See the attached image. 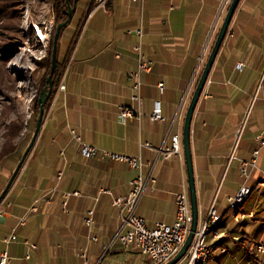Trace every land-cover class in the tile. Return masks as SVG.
Segmentation results:
<instances>
[{
    "label": "crops",
    "instance_id": "0c3cea01",
    "mask_svg": "<svg viewBox=\"0 0 264 264\" xmlns=\"http://www.w3.org/2000/svg\"><path fill=\"white\" fill-rule=\"evenodd\" d=\"M108 3L89 13L74 47L58 58L64 89L55 91L37 139L0 203V252H7V264H84L81 251L86 264H152L133 244L120 243L128 227L112 205L113 198L129 192L137 171L99 154L82 157L71 131L80 142L100 151L141 155L146 190L134 213L148 227L158 221L172 224L175 195H188L182 143L180 154L167 160L159 150L170 144L172 135L181 142L195 76L204 66L226 0ZM100 10L102 14L95 18ZM137 28L142 29V51L152 66L140 75L139 119L121 123L119 105L137 110L128 74L137 65L132 46L139 39L133 31L127 33ZM227 32L195 106L190 130L198 222L211 205L221 215L218 246L225 251L215 250L208 264H246V248L264 240V188L256 186L262 175L256 172L247 181L254 187L248 198H253L251 207L227 209V198L243 181L240 163L250 159L254 138L264 137V121L256 118L242 132L246 100L256 79L258 88L264 71V0H240ZM240 100L244 103L238 112ZM155 102L163 120L151 122ZM145 142L151 147H143ZM10 165L6 161L1 168L0 190L9 179ZM260 166L264 170V157ZM74 191L78 194L62 195ZM34 204L37 211L30 212ZM88 211L93 212L90 226L84 223ZM21 218L24 223L19 225ZM12 234L16 239L6 243L4 239Z\"/></svg>",
    "mask_w": 264,
    "mask_h": 264
},
{
    "label": "rangeland",
    "instance_id": "374dc122",
    "mask_svg": "<svg viewBox=\"0 0 264 264\" xmlns=\"http://www.w3.org/2000/svg\"><path fill=\"white\" fill-rule=\"evenodd\" d=\"M12 1H14L13 4L16 5L18 11V19L14 21L15 27L13 29L0 28V47L6 46L7 49V46H12L13 49V52L10 55H4L5 51L7 50H3L0 53V149L2 146L4 148H7L10 144L15 145V151L12 154L0 159V171L1 168L4 167V163L6 161L7 163L9 162L11 164L8 168V178L10 177L13 169L15 168V165L19 161V158L22 156L33 135L36 125V119L39 113L38 106L40 107L41 100L46 96V93L49 92L47 99L43 104L44 111L41 122L42 127L44 119L47 116L52 98L55 95V91L61 84L60 73L56 85L53 86V84L50 82L46 89H43L44 87L41 85L43 82L42 78L46 75V69H44L43 66L47 63V58L50 56L51 42L53 49V37L56 31V26L58 25L55 18V11L53 9L54 0ZM72 1L73 0H66L65 10L67 13V20L69 18V13L71 14V18L69 21L66 20V25L62 26L63 28L61 27L62 29L59 31L56 41L55 60H58V58L62 57L66 53L67 49L69 48V44L73 36L75 35V32L77 31L78 25H81L83 23V27L84 23H87L86 21L89 14L85 16L86 1L77 0L75 3L73 2L74 4H72ZM108 1L109 0H107L105 7H107ZM92 2L93 4L91 11L96 7L97 0H92ZM229 2L230 0H226V4L224 7L225 9L227 8ZM225 9L222 13L220 23L214 29L212 37L209 40V44L205 54V61L219 30L223 16L225 14ZM101 14L102 11L100 10L95 18H97ZM38 31L43 34L45 38L44 40H40L38 38ZM87 32H90V30H88ZM227 33L230 35L232 34L231 31L230 33ZM202 68L200 67L198 72L196 73V79L198 78ZM48 81H52L51 76L48 77ZM257 82L258 79H256V84ZM256 84L252 88V93L250 94L248 100H246V111L248 112V114L245 121L243 122L242 132L246 126L248 129V126L252 123L253 119L255 120L256 118L260 121H264V71L258 88H256ZM50 85L51 89L49 91ZM243 103V100L239 101L237 105L238 112L241 110V106ZM242 132L239 136V140L241 139ZM245 135L246 133L243 135V138L245 137ZM263 157L264 153L262 154L261 158ZM256 172L258 175L263 176L258 180L256 186L259 188H264V170L261 169L260 161L258 163V169L252 171L250 177ZM249 178L245 182L246 186H248L249 188V191L247 192L245 198L240 203L235 204L236 206L234 205L235 207L233 208H230L227 205V209H236L237 207L241 206V209L245 210L251 207L253 198H250L249 200L248 198L254 191V187H250L247 184ZM242 180L243 183V177ZM2 190L3 188L0 190V193L2 192ZM260 204L261 200L259 202V206ZM217 214L219 216V222L216 224L210 234H206L208 235L207 239L210 241L208 247L211 250H209L206 257L207 259L205 261H199V263L194 262L195 264H208V261L215 250L220 249L221 251H225V248H221L220 246H218L219 239L221 238V233L218 230V225L221 221V215L218 212ZM216 233L218 234V237L213 238L212 235ZM261 242H264V240L254 243L250 249L246 248V250L256 253V255L259 257L258 264H264V251H262ZM237 256L238 255H235V261L237 259ZM244 263V261H241L238 264ZM246 264H255L254 262L249 260L248 255Z\"/></svg>",
    "mask_w": 264,
    "mask_h": 264
},
{
    "label": "built area",
    "instance_id": "2783aa9c",
    "mask_svg": "<svg viewBox=\"0 0 264 264\" xmlns=\"http://www.w3.org/2000/svg\"><path fill=\"white\" fill-rule=\"evenodd\" d=\"M135 1V0H132ZM107 0H97L95 8H104ZM134 32L138 37L139 42L132 46V50L136 54L137 65L136 68L128 74V79L131 81V87L134 94L131 95V100L136 102L137 110L132 106L119 105L118 117L121 123H125L130 119H139L141 115V81L140 75L143 72H148L151 69L152 62L145 58L142 51L140 39L143 35L142 29L137 28L135 30H127L130 34ZM116 56H118L116 54ZM162 87L161 84H159ZM60 90L64 89L62 84L59 85ZM151 122H157L163 120L161 108L159 102H155V105L149 115ZM72 139L76 140L79 144V151L82 157L91 158L99 154L100 158H108L110 160L124 162L127 166L137 171L136 177L131 181V188L129 192L124 196H118L113 198L112 205L118 208L120 216L123 221V225L128 227V230L120 236L119 241L122 245L127 246L133 244L137 247L142 255L149 257L152 264H163L168 261L181 247L190 225V203L186 192H180L175 195L176 213L175 220L172 224H166L163 222H155L153 227H148L145 220L135 215V207L146 190V181L142 177L143 162L141 155L137 156H123L112 152L98 150L96 147L80 142L77 135L71 131ZM255 147L252 151L251 157L247 161H242L239 165L240 175L243 177L244 182L241 184L238 191L227 198V205L233 208L234 204L240 203L249 191L245 182L250 177L252 171L258 169V163L264 153V137L256 136L254 138ZM143 147L149 148L151 144L145 142ZM181 150V142L178 135H172L170 144L168 146H162L159 150V154L162 159L167 160L173 155H179ZM61 172H58L57 179H60ZM71 194L77 195L74 192L62 193L64 198L69 197ZM63 206H66V201L63 202ZM30 212L37 211V205H32L29 209ZM92 211H88L84 218V223L90 226L92 223ZM216 209L211 205L205 214L202 221H199L194 233L192 242L186 251L185 255L181 258L178 264H189L193 258L203 256L205 248L210 244L207 239L208 235L203 234V227L207 226L210 221L216 216ZM24 223V219L19 220V225ZM213 238H217L218 234H213ZM15 234L5 238L6 243L15 240ZM26 242V241H25ZM27 243V242H26ZM262 251H264V242H261ZM30 248L35 249V244H29ZM80 257L83 259L84 264L87 263L85 251L80 252ZM9 256L6 251L0 252V264H7Z\"/></svg>",
    "mask_w": 264,
    "mask_h": 264
},
{
    "label": "water",
    "instance_id": "95a60500",
    "mask_svg": "<svg viewBox=\"0 0 264 264\" xmlns=\"http://www.w3.org/2000/svg\"><path fill=\"white\" fill-rule=\"evenodd\" d=\"M240 0H230L226 13L223 17V20L220 24L219 30L217 32V35L215 37V40L213 42V45L211 46L210 52L207 56V59L204 63V66L201 70V73L199 75V78L196 82V85L194 87V90L191 94L188 106L186 108L185 116H184V122H183V128H182V136H181V143H182V150H183V156H184V161H185V166H186V173H187V190H188V198H189V203H190V225H189V230L186 235V238L179 248V250L165 263L163 264H177L181 258L185 255L187 249L189 248L194 233L196 231V227L198 224V217H199V211H198V204H197V195H196V188H195V179H194V171H193V161H192V152H191V144H190V130H191V120L192 116L194 113L195 106L198 102V99L202 93L203 87L207 81L209 72L211 70V67L214 63V60L216 58V55L219 51V48L222 44V41L226 35V32L228 30L229 24L231 22L232 16L239 4ZM69 18L67 21L70 20L71 14L69 13ZM67 21L59 23L56 26V31L53 37V49H52V56H51V61H52V66H51V71H53L54 66H55V54H56V41L58 38V34L60 31V28L64 25H66ZM49 91L51 89V85L49 86ZM49 92L46 93V96L41 100V104L39 107V113L38 117L36 119V125L35 129L33 132V135L25 148L20 160L17 162L15 168L13 169L5 187L3 188L2 192L0 193V203L5 197L6 193L8 192L10 186L12 185L16 175L18 174L21 166L24 163V160L30 150L32 149L37 136L39 134V131L41 129V122H42V117H43V104L44 101L47 99Z\"/></svg>",
    "mask_w": 264,
    "mask_h": 264
},
{
    "label": "trees",
    "instance_id": "16d2710c",
    "mask_svg": "<svg viewBox=\"0 0 264 264\" xmlns=\"http://www.w3.org/2000/svg\"><path fill=\"white\" fill-rule=\"evenodd\" d=\"M76 1L77 0H73L72 4H74ZM85 1H86L85 16H86L91 11L93 2H92V0H85ZM13 3H14V1H12V0H0V28L13 29L15 27L14 21L18 19V11H17L16 5ZM107 6H109V3H107ZM65 7H66V0H54L53 1V9L55 11V18H56L57 24L62 23V22L67 20V13H66ZM82 24L78 25L77 31L75 32V35L73 36V38L69 44V48H68L69 52L71 51V49L75 45L76 39H77V37L80 33V30H81V27H82ZM62 28H60V30ZM3 50H7V51H5V54H4L5 56L10 55L13 52L12 46H10V47L7 46V49H6V46L0 47V53ZM51 56H52V42H51V48H50V56L47 58V63L43 66V68L46 69V75H45V77L42 78L43 82L41 84L44 87L43 89H46L50 82L53 84V86L56 85L58 82V76L61 73L60 68H61L62 64L58 60H55L54 69H53V71H51ZM49 76H51L52 81H48ZM198 78H199V76H198ZM198 78L195 81V85H196ZM195 85H194V87H195ZM38 109H39V106H38ZM13 136H14V134H13ZM14 151H15V145L14 144H12V145L10 144L7 148H4L2 146L0 149V159H2L3 157H5L7 155L12 154ZM20 158H19V160H20ZM246 254L249 257V260H251L255 264L259 263V257L256 255L255 252H251L249 250H246Z\"/></svg>",
    "mask_w": 264,
    "mask_h": 264
},
{
    "label": "bare ground",
    "instance_id": "6f19581e",
    "mask_svg": "<svg viewBox=\"0 0 264 264\" xmlns=\"http://www.w3.org/2000/svg\"><path fill=\"white\" fill-rule=\"evenodd\" d=\"M36 29H37V27H36ZM38 38L40 40H44L45 39L44 36H43V34L41 32H39V31H38ZM235 206H233V207H235ZM218 222H219V216L216 213V216L214 217V219L212 221H210V223L207 226L203 227V234L204 235L210 234L213 231L214 227L216 226V224ZM209 250H211V249L207 245L206 248H205V253H203V256L193 258L192 259V262H189V264H195L194 262H196V263L198 262L199 263V261H201V262L205 261L207 259L206 257H207V254H208Z\"/></svg>",
    "mask_w": 264,
    "mask_h": 264
}]
</instances>
